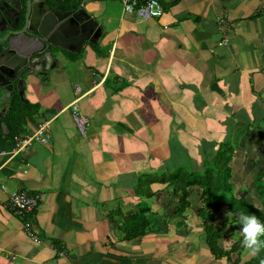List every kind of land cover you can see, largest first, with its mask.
Segmentation results:
<instances>
[{"label": "crops", "instance_id": "obj_1", "mask_svg": "<svg viewBox=\"0 0 264 264\" xmlns=\"http://www.w3.org/2000/svg\"><path fill=\"white\" fill-rule=\"evenodd\" d=\"M159 1L161 15L141 19L121 13V0H82L100 29L96 41L55 55L47 81L25 79L24 98L37 109L0 139V264H225L200 241L189 194L188 209L174 213L179 182L166 177L200 170L202 144L230 124L234 139L237 120L244 129L232 161L251 137L261 148L264 0ZM81 93L84 137L67 110ZM43 121L46 143L11 155ZM1 186L37 195L32 213L15 215ZM140 215L145 224L128 221Z\"/></svg>", "mask_w": 264, "mask_h": 264}, {"label": "trees", "instance_id": "obj_2", "mask_svg": "<svg viewBox=\"0 0 264 264\" xmlns=\"http://www.w3.org/2000/svg\"><path fill=\"white\" fill-rule=\"evenodd\" d=\"M81 1L52 0V3L61 10H73L81 6ZM7 106H9V109L6 110L1 121L4 123L8 133H2L0 128L1 140L10 139L17 135L22 130L23 123L30 120L37 109V106L34 104L21 102L17 94L11 97ZM255 125L261 128L263 140L261 143L262 157L258 160L262 164V168H259L260 164L256 165V171L252 176L256 204L244 198V192H238L237 188L236 191H233L236 185L232 181L233 173L230 162L237 145V137L243 132V127L239 129L241 133L236 136V141L233 145L229 140L220 141L217 144L209 142L202 144L203 159L200 171H185L184 168H177L166 177L168 180H177L179 182L177 204L174 208V213L181 214L188 209L190 206V202L187 200L188 187L195 188L197 199L193 211L200 219V241L203 242L204 247H207L209 254L213 258H224L225 264H264V235L259 237L261 248L258 254L252 255L250 253L245 260L240 261L239 259L240 253L245 250L242 246L243 236L241 234L242 225L239 220L240 214L243 212L248 215H255L261 223H264V122L259 119ZM226 214L228 218L225 217ZM216 215L221 216L218 222ZM21 217H25V215ZM135 217H128V221H132L133 224L138 223V225L139 221H142L145 224L146 220L141 215L138 219ZM227 226H234L237 236L230 242L227 248H223L221 241L225 236ZM145 233H147V230L139 231L138 233L126 231L124 232V236L136 237V235L142 236ZM238 248L239 250L234 252Z\"/></svg>", "mask_w": 264, "mask_h": 264}, {"label": "water", "instance_id": "obj_3", "mask_svg": "<svg viewBox=\"0 0 264 264\" xmlns=\"http://www.w3.org/2000/svg\"><path fill=\"white\" fill-rule=\"evenodd\" d=\"M99 35L96 21L82 8L59 10L43 3L42 9H38L27 4L20 29L0 39L6 47L0 52V100L8 104L16 93L26 103L24 89L28 76L38 82L47 81L49 72L58 67L55 55L63 49L78 52L83 42H95ZM8 109L9 106L0 110V128L4 134L8 131L1 119Z\"/></svg>", "mask_w": 264, "mask_h": 264}, {"label": "built area", "instance_id": "obj_4", "mask_svg": "<svg viewBox=\"0 0 264 264\" xmlns=\"http://www.w3.org/2000/svg\"><path fill=\"white\" fill-rule=\"evenodd\" d=\"M130 9V11H129ZM134 12L141 19L158 17L162 13V5L159 0H121V13ZM76 92L79 91L76 87ZM83 95L74 98L67 106L71 121L79 136L84 137L88 129V120L81 111L77 100ZM48 135V121H43L36 125L33 130L27 131L21 138L17 140L10 154L14 155L25 149L32 142L45 144ZM3 192L7 195V205L10 210L18 216L28 215L32 213L37 205L38 196L27 194L25 191L9 190L5 186H1ZM27 235L33 241H36V236L30 231V223L23 221L22 223Z\"/></svg>", "mask_w": 264, "mask_h": 264}, {"label": "rangeland", "instance_id": "obj_5", "mask_svg": "<svg viewBox=\"0 0 264 264\" xmlns=\"http://www.w3.org/2000/svg\"><path fill=\"white\" fill-rule=\"evenodd\" d=\"M26 98V97H25ZM238 121V122H237ZM236 122V126L237 127H242L243 122L240 120H237ZM234 124H230V125H226V127L224 128V137L223 138H219V139H212L211 143H214L216 141V144L218 142H222V141H226L229 140L232 145L235 144L236 141V137H234V139H232V135L229 134V131H231L232 129H230ZM244 126V125H243ZM259 138L257 137H251V142L249 144H247L246 142H241L239 144V151H242V157L237 159V156L234 157V160L230 162V164H232V173H233V177H232V181L235 182L234 189L233 191H237L240 192H244V198L248 199V201H251L252 203L256 204V199H255V190L252 184V176L253 173L256 171L255 166L259 165L260 162L258 161L259 156L262 154L261 153V148L259 146V141L257 142V144L255 145L254 141H257ZM237 146V145H236ZM249 146V147H248ZM236 148V147H235ZM243 148V150H242ZM246 149H249V153H247L248 151H246ZM234 154V151H233ZM233 158V155H232ZM262 168V164H260V167ZM201 169V168H200ZM200 171V170H197ZM190 192V193H189ZM188 194L189 196L192 197L193 202L195 203L196 199H197V193L195 188L189 190L188 189ZM226 218H228V215H225ZM221 216L216 215V220L217 222L220 220ZM118 226V224H117ZM237 236V231L236 228L234 226H227L225 229V236L222 239V245L223 247H228L230 242L236 238ZM207 251V247L205 249ZM239 250V248L234 251L237 252ZM209 251H207L208 253ZM233 254V253H232ZM250 252L248 250H244L243 252H241V254L239 255L241 257L242 260H245L248 256H249ZM209 255V253H208ZM231 255V254H230ZM210 256V255H209Z\"/></svg>", "mask_w": 264, "mask_h": 264}, {"label": "flooded vegetation", "instance_id": "obj_6", "mask_svg": "<svg viewBox=\"0 0 264 264\" xmlns=\"http://www.w3.org/2000/svg\"><path fill=\"white\" fill-rule=\"evenodd\" d=\"M43 3H45L48 8L59 9L55 7V5H53L52 0H0V39L3 38L8 32L20 29L24 21L25 9L27 4H29V6L33 4L34 7L42 9ZM12 26H15V28H10ZM9 36L10 34L7 35V37ZM5 49L6 47L4 45V41L2 42L0 40V52L4 51ZM14 94L16 93H13L12 96H14ZM2 103H4V101L0 100V104Z\"/></svg>", "mask_w": 264, "mask_h": 264}, {"label": "clouds", "instance_id": "obj_7", "mask_svg": "<svg viewBox=\"0 0 264 264\" xmlns=\"http://www.w3.org/2000/svg\"><path fill=\"white\" fill-rule=\"evenodd\" d=\"M239 220L242 225V246L252 255L258 254L261 248L259 237L264 235V223H261L255 215H248L243 212L240 214Z\"/></svg>", "mask_w": 264, "mask_h": 264}]
</instances>
